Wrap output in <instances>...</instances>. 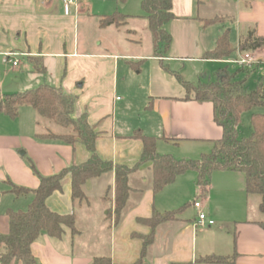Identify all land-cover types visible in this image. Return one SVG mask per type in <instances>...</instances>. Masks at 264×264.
Masks as SVG:
<instances>
[{"label": "crops", "instance_id": "1", "mask_svg": "<svg viewBox=\"0 0 264 264\" xmlns=\"http://www.w3.org/2000/svg\"><path fill=\"white\" fill-rule=\"evenodd\" d=\"M172 1L175 19L166 27L172 43L165 57H156L154 38L150 54L139 52L138 42L120 36L124 26L102 28L99 23L98 28L107 32L103 38L108 43L103 49V41L92 48L80 30L90 20L83 12V2L66 14L62 0H0V67L12 65L4 62V56L12 54L19 61L14 68L20 67L11 80L16 90L24 92L48 84L74 96L73 117L87 115L99 134L96 152L103 161L136 166L144 151L136 133L154 139L159 154L195 160L213 150L223 129L214 120L213 104L194 100V94L186 98L177 75L192 83L207 82V72L215 77L219 70L234 65L230 61L238 56L241 38L251 31L264 38V0ZM136 18L148 22L145 12ZM208 21L214 23L208 25ZM226 32L235 54L228 59H205V53L213 51L217 39ZM233 32L238 37L236 44ZM257 53L264 62V47ZM34 61L44 67V73L36 72ZM188 65L200 68L197 81L185 78ZM236 67L237 71L242 69ZM242 70L249 72L246 93L250 92L248 81L256 87L264 81V66L255 72ZM48 129L65 132L42 119L31 106L21 107L16 119L0 113L2 235L9 233L8 212L26 211L32 200L10 193L12 184L31 190L40 185L31 163L41 176L49 177L90 159L84 144L40 140L38 135ZM129 184V201L116 222L114 172L88 180L84 191L89 202L76 209L67 176L62 191L52 194L47 205L62 215L74 212L78 234L69 229L61 239L42 234L31 247L36 263L95 264L96 259H106L110 264H199L198 260L207 256L236 254L234 264H264L260 197L246 194L242 173L215 171L206 195L192 171L155 193L149 164L133 173ZM198 200L201 211L215 222L213 226H198L199 210L194 207ZM184 206L175 219L161 223L154 231L143 222ZM151 235L153 240L144 249V238Z\"/></svg>", "mask_w": 264, "mask_h": 264}, {"label": "trees", "instance_id": "2", "mask_svg": "<svg viewBox=\"0 0 264 264\" xmlns=\"http://www.w3.org/2000/svg\"><path fill=\"white\" fill-rule=\"evenodd\" d=\"M142 7L154 38L155 56L165 57L172 43L171 34L166 27L175 19L172 13L173 1L143 0ZM130 18L132 16L116 12L100 18V26L120 28L125 26ZM212 23L214 22L208 21L206 24ZM263 47L264 38L258 37L255 31L249 32L239 42L241 52H254ZM235 52L236 48L232 46L229 33L226 32L217 39L216 48L206 52L204 58L228 59ZM35 70L44 73V67L40 64H35ZM248 73L242 69L231 73L226 67L219 70L213 80L197 83L182 80L177 75L186 90V98L189 99L193 92L194 100L213 104L214 120L223 129L222 139L215 144L209 154H203L196 160H176L171 155L159 154L154 139L136 133L135 137L143 141L144 151L140 162L132 168L116 166L98 156L96 142L99 134L89 124L86 114L77 119L73 117L76 98L62 88L43 84L35 89L15 94L0 93V113L16 119L21 107L31 106L42 119L65 130L64 133H55L48 129L38 135L40 140L59 141L72 146L81 143L87 147L91 155L87 163L73 165L49 177L41 176L31 163L32 171L40 180L37 189L31 190L12 184L10 193L16 197H31L32 200L26 211L8 212L10 229L6 235L0 234V264H12L14 261L37 264L31 247L42 234L55 239H61L66 229L71 230L73 235L78 234L74 212L62 215L47 205V200L52 194L62 191L67 176L71 179L73 208L76 209L89 202L84 191L88 180L114 172L116 182L114 215L116 222H119L132 192L130 176L141 166L151 165L155 193L174 183L178 176L192 171L197 174V186L201 188L202 194L206 195L215 171H237L244 176L246 194L260 197L259 209L264 214V114L257 113L251 116L252 133L249 137H242L239 130L244 113L255 107H264V81L260 82L254 91L247 93L244 91ZM242 75L244 77L240 78ZM186 206L163 215H155L143 222L154 231L161 223L175 219ZM260 226L264 229V222L260 223ZM152 240V235L144 238V249ZM235 259L236 254L230 257L207 256L199 259L198 263L234 264ZM95 264H110V260L96 259Z\"/></svg>", "mask_w": 264, "mask_h": 264}, {"label": "rangeland", "instance_id": "3", "mask_svg": "<svg viewBox=\"0 0 264 264\" xmlns=\"http://www.w3.org/2000/svg\"><path fill=\"white\" fill-rule=\"evenodd\" d=\"M82 2L84 5L83 7H85L83 12L88 13L90 15V20H88L87 25L82 24L80 30L83 34H85V36H87L88 42L92 46V48L95 47L94 44L103 41L102 42L103 46L101 48L103 49L104 46L107 45L106 43H108V40L103 38L104 36H106L105 33L107 32L101 31L98 28V24L100 23V18L118 12L128 16H134L130 18L126 26H124L121 29L120 36L125 41L134 40L135 42H138L139 46L137 44L136 47L139 52L150 54L153 51V35L149 30L148 22L146 20L136 18V16L142 15L144 12V9L142 7L143 0H82ZM88 14H86L85 17H88L89 16ZM216 29L217 26H215V28L212 29L213 33L216 32ZM231 37L233 38V43L236 44L238 40L236 33L233 32ZM123 39H121L122 42L124 41ZM257 52L258 50L254 51L256 55H258ZM34 62L38 65L40 64L38 61H34ZM27 64L28 63H26V65ZM223 66L224 65H220V67ZM13 68L14 67L12 65H8V64L3 66L2 68L0 67L1 94H15L19 92L18 90H16L14 87L11 86V80L19 73V71L17 70H19L20 67L16 69L14 68L15 71H13ZM199 70H200L199 67L192 68V66L188 65L184 73L186 75L185 78L187 80L197 81L198 78L196 76ZM229 70L235 72L237 71V67L234 65H229ZM213 79H214V73L210 75L207 72V78L205 80L208 81ZM247 88L249 91H254L257 87L251 81H248ZM257 113L264 114V107H255L251 111L246 112L242 115L241 124L239 126L240 134L242 137H249L251 135L252 128L250 125V119L253 114H257ZM51 131L55 132V129L54 130L52 129ZM198 158L200 157L199 156L196 157V159Z\"/></svg>", "mask_w": 264, "mask_h": 264}, {"label": "built area", "instance_id": "4", "mask_svg": "<svg viewBox=\"0 0 264 264\" xmlns=\"http://www.w3.org/2000/svg\"><path fill=\"white\" fill-rule=\"evenodd\" d=\"M64 10L66 14L71 12L72 7H79L82 3V0H62ZM14 55L6 54L4 56V62L10 63L13 67H17L19 65V61L13 58ZM234 65L248 70L255 72L256 70L259 71L262 66H264V62L260 60V58L254 52H241L239 51L238 56L235 60L230 61ZM194 207L199 210L198 215V226L206 227V226H213L215 222L208 218L207 214L201 211L202 203L198 200L194 203Z\"/></svg>", "mask_w": 264, "mask_h": 264}]
</instances>
